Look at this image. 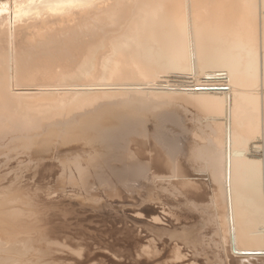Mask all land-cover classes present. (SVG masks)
I'll list each match as a JSON object with an SVG mask.
<instances>
[{
  "label": "bare ground",
  "instance_id": "6f19581e",
  "mask_svg": "<svg viewBox=\"0 0 264 264\" xmlns=\"http://www.w3.org/2000/svg\"><path fill=\"white\" fill-rule=\"evenodd\" d=\"M164 73L188 80L158 86ZM179 96L210 121L192 129L175 103L164 109ZM45 122L89 139V170L71 152L81 186L92 176L117 198L144 190L149 199L151 186L178 181L180 208L200 216L184 246L211 244L217 264L264 260V0H0V132L28 131L19 141L29 148ZM176 246L186 260L171 264H213Z\"/></svg>",
  "mask_w": 264,
  "mask_h": 264
},
{
  "label": "rangeland",
  "instance_id": "374dc122",
  "mask_svg": "<svg viewBox=\"0 0 264 264\" xmlns=\"http://www.w3.org/2000/svg\"><path fill=\"white\" fill-rule=\"evenodd\" d=\"M34 35L37 37L45 36V33H35ZM15 38L13 37L11 41L8 39L10 44H7L9 47H6V50L8 49V53L6 54H9L7 56L11 60L14 51L17 50L15 53L18 52L21 46L20 42L16 41L18 38ZM14 48L16 49L14 50ZM36 75H32L30 78ZM32 79L35 80V77ZM32 79H28L31 82L27 83L32 85ZM55 79V81H59L62 78L56 77ZM38 80L40 82L39 78ZM161 80L164 83H160ZM185 80L188 79L183 78L179 74L166 73L165 75L164 73V75H160V80L157 84L160 83L158 86L168 85V83H172V85L182 84ZM177 98L175 99L177 100ZM180 98L183 99L181 96H179V101L172 99V105H166L164 109H173L175 111L177 109L173 108L175 103V106L177 105L176 107L179 108L175 112L180 115L184 125L190 126L189 128L192 129H195L198 125L205 126L210 121L207 116L208 114L205 115L207 118L204 120L202 117L204 112H199L197 107V110H195L194 105V107H190L192 105L190 103V105H186L187 101L184 103V99L183 103H180L182 100ZM168 106L170 107L168 108ZM190 108L195 109L190 110ZM195 111H198L200 115ZM189 113H191V116ZM145 114L148 126L151 127L153 115L150 117L148 116L150 115L149 113ZM196 115L199 116L198 118L201 121H198ZM71 117L77 118L78 116L76 114ZM149 118L152 119L150 120ZM224 118L225 116L219 120L224 122ZM189 121H192V123ZM48 124L45 122V124L42 123L38 126L40 130L37 129L38 132L41 131V135L34 133L37 132V129L36 131L32 129L33 131L31 130L28 133L33 134L32 139L35 138L33 141L35 144H31L29 148L25 147L22 141H19V139H25L24 135L19 133L25 134L28 131H14V128L11 131L14 133L8 130L0 132V264H143L142 261L145 264H151L155 260L160 261L162 264H171L173 261L182 263L186 259H176L173 254V248L176 245V248L182 247L180 249L182 253L192 254L193 252L197 257V262L210 261L213 264H217L214 257L216 258L218 255L212 252L214 250L211 244L206 243V245L203 243V245L195 248L196 251L199 250L197 252H195L194 248L184 246L183 241L195 235L194 232L187 234L186 231L189 232L191 231L189 228L194 229L196 227V220L200 216L188 211L186 212L180 208L179 204L182 201L181 193L183 192L184 194L185 190L181 191L182 188L176 184L178 181H170L172 185L169 182L163 181L158 182L155 186H151L153 196L149 197V199L143 196L144 190L140 193L138 192V194L126 193L128 199L125 200L117 198L115 192H111L110 190L105 192L101 187L98 188V185L92 180V176L89 180L85 179L87 181L85 185L87 186L82 185L83 188L80 184H83L82 182L85 183V181L83 178L81 179V176H78L80 180L76 178L80 174L78 171L76 174V169L72 167V159L74 158V154L81 155L78 158L79 160L77 159V162L82 163L83 169L87 168L84 164H87L89 161L87 160V155L90 152L92 153V146L89 147V143H87L89 139L85 140V142L84 139L87 137L81 134L82 139V137L78 136V134L80 135V128V130L78 128L74 129L75 131H72L74 135H72L69 134L71 131L69 132L64 129L63 124ZM9 126L11 127V125ZM60 126L61 129L59 128ZM11 129L13 128L11 127ZM55 130L56 132H54ZM74 132H77V135ZM66 133L68 136L70 135L69 139L72 136H74V139L66 140ZM40 138L47 139L44 141L40 140ZM64 139L65 141H71L70 144L72 145L69 142L63 141ZM39 141L42 143H39ZM85 143L88 145L85 146ZM81 150L84 151L79 153L78 151L81 152ZM82 154H85L86 157L82 156ZM158 173L167 174V168L160 169ZM206 179H200L191 173L189 180L196 184L200 183L205 188V186L207 187V183L204 186L205 183L201 181ZM92 185L95 187V190ZM81 187L85 190H82ZM87 187L88 189L91 188V190H86ZM108 193L110 194L108 195ZM187 195L193 200H198L197 197H199L197 195V197L192 196L189 193ZM159 211L161 212L159 213ZM171 236L176 237L171 238ZM190 246L192 247L193 244ZM204 246L205 248H203ZM206 246L208 247L206 248ZM155 249L158 253L156 256L146 254ZM141 251L144 253L142 252L141 255L137 256ZM238 257L236 261L237 263L239 261L241 264H262L264 261L261 258L246 259L245 257ZM224 262L223 264H225Z\"/></svg>",
  "mask_w": 264,
  "mask_h": 264
}]
</instances>
